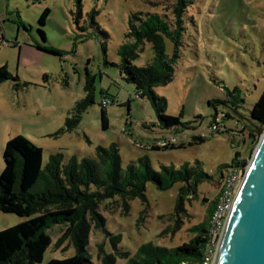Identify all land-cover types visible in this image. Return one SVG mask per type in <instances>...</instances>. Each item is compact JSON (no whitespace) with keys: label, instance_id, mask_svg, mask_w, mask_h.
Masks as SVG:
<instances>
[{"label":"rangeland","instance_id":"rangeland-1","mask_svg":"<svg viewBox=\"0 0 264 264\" xmlns=\"http://www.w3.org/2000/svg\"><path fill=\"white\" fill-rule=\"evenodd\" d=\"M189 1L182 15L184 29L173 79L154 88L155 94L166 100L163 112L181 114L186 125L164 128L152 101L137 97L135 85L124 78L119 49L133 42V37L126 35L130 19L138 24L136 18L157 14L175 28L176 0H0V68L5 67L10 77L0 82V173L6 141L20 134L42 148L43 166L58 152L64 162L72 156L93 159L97 146L115 143L122 168L146 157L156 171L162 165L180 169L189 164L212 176L198 184L195 195L182 200L178 212L174 205L181 183L160 190L148 182L142 220L145 204L137 198L127 202L126 212L120 201L102 203V227L89 225L85 246L93 264H101L100 245L103 253L119 250L132 257L145 242L166 247L188 243L189 227L206 218L218 195L221 167L230 165L234 154L240 152L247 168L250 148L260 138L248 116L264 93V0ZM44 9L49 12L45 24L40 25ZM38 29L43 30L46 41ZM37 45L59 50L60 55ZM174 46L172 39L165 37L167 55H173ZM138 54L132 64L150 62L154 55L150 43L144 41ZM86 72L94 77L95 102L75 129L57 134L84 95ZM234 88L239 92L237 106L227 102L228 91ZM103 100L109 101L105 130L100 119ZM215 112L230 114L223 123L227 130H211ZM194 136L203 140L197 143ZM164 143L184 146L151 148ZM25 219L0 212V230ZM167 227L170 229L164 232ZM64 229L60 225L51 228V244L36 264L75 253L69 232L57 243ZM112 236H120L115 245ZM115 258L116 264L126 261L118 255Z\"/></svg>","mask_w":264,"mask_h":264},{"label":"trees","instance_id":"trees-1","mask_svg":"<svg viewBox=\"0 0 264 264\" xmlns=\"http://www.w3.org/2000/svg\"><path fill=\"white\" fill-rule=\"evenodd\" d=\"M176 2L173 11L175 28L157 14H151L146 19L136 18L138 24L130 19L129 32L126 35L133 37V42L123 44L119 49V54L122 56L119 66L125 75L124 78L135 85L138 91L137 97L152 101L159 124L164 128L186 125L181 121V114L167 115L163 112L166 100L154 92L155 87L165 85L173 79L174 66L179 58L181 31L184 29L182 15L190 1L176 0ZM48 12V9H44L41 13L38 19L40 25L45 24ZM38 32L41 39L46 41L43 30L38 29ZM165 37L171 38L174 42L172 56L165 52ZM144 41L150 43L154 55L144 66H136L131 62L138 57L139 47ZM37 47L48 53L60 55L59 50L45 45H37ZM7 79H10L7 69L0 68V82ZM94 91V77L86 72L84 95L75 102L65 119L64 126L57 134L72 131L78 126L83 114L95 102ZM228 95L227 102L231 106H237L240 101L237 99L238 90L234 88L228 91ZM103 101H101L100 119L101 128L105 130L108 121L106 105H103ZM228 117L230 114L227 112H215L212 123L218 124V129L213 132L227 130L223 123ZM248 117L254 122L261 123L264 128V93L252 105ZM246 126L245 124L243 129H246ZM193 140L199 143L203 137L194 136ZM183 146V144L164 143L162 146L153 145L151 148L172 149ZM94 155L93 159L80 160L72 156L64 162L62 154L58 152L50 155L43 166L42 148L28 138L18 134L6 141L2 152L4 165L0 173V212L26 219L0 230V264L41 262L51 244L49 232L54 225L65 228L57 243L69 232L75 253L62 259L52 258L45 264H93L85 246L89 225L93 223L95 228L102 227L100 212L102 209H99L102 203H110L111 200L120 201L126 212L127 202L137 198L145 204L140 212V220H142L147 205L145 192L148 182L153 183L160 190H167L174 184L181 183L174 205L175 212H178L182 209V200L196 194L199 183L212 179V176L189 164L182 165L180 169L162 165L160 170L156 171L146 157L139 158L137 162H130L122 168L119 149L115 143L107 147L97 146ZM240 155V152H236L230 165L222 166L220 172L231 170L244 176L246 159ZM216 199L217 195L208 207L206 218L189 227L191 237L188 243L166 247L145 242L138 247L132 257L128 252L119 250L114 254L103 253L100 245L98 256L101 258V264H116L115 255L125 258L124 264H204L209 245L213 242L215 250L218 241L217 238H213L210 225V215ZM175 223L177 226V221ZM169 229L167 227L164 232ZM119 240L120 236L111 237L113 245Z\"/></svg>","mask_w":264,"mask_h":264},{"label":"water","instance_id":"water-1","mask_svg":"<svg viewBox=\"0 0 264 264\" xmlns=\"http://www.w3.org/2000/svg\"><path fill=\"white\" fill-rule=\"evenodd\" d=\"M259 140L226 218L211 264H264V129L249 119Z\"/></svg>","mask_w":264,"mask_h":264},{"label":"built area","instance_id":"built-area-1","mask_svg":"<svg viewBox=\"0 0 264 264\" xmlns=\"http://www.w3.org/2000/svg\"><path fill=\"white\" fill-rule=\"evenodd\" d=\"M107 102L108 101H103V105H107ZM217 129L218 124L212 123L211 130L215 131ZM242 178L243 176L231 170L222 173L219 192L210 215L211 232L213 233V238H217L218 241L221 236L222 228L225 224L226 218L233 205ZM213 245L215 244L212 242L208 247L207 253L204 257V264H211L213 261L216 251V247L214 250Z\"/></svg>","mask_w":264,"mask_h":264}]
</instances>
